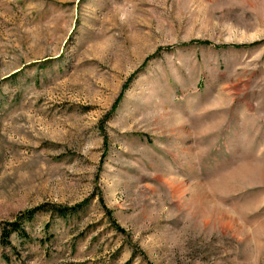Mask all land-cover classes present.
Here are the masks:
<instances>
[{
    "label": "rangeland",
    "instance_id": "1",
    "mask_svg": "<svg viewBox=\"0 0 264 264\" xmlns=\"http://www.w3.org/2000/svg\"><path fill=\"white\" fill-rule=\"evenodd\" d=\"M39 207L0 264H264V0H0V234Z\"/></svg>",
    "mask_w": 264,
    "mask_h": 264
},
{
    "label": "trees",
    "instance_id": "2",
    "mask_svg": "<svg viewBox=\"0 0 264 264\" xmlns=\"http://www.w3.org/2000/svg\"><path fill=\"white\" fill-rule=\"evenodd\" d=\"M53 208L50 212L53 215H56L57 217L60 218H65L67 216H71L74 213H76L77 209L73 208V209H62L60 207H51ZM41 210H45L44 207H39L37 209H33L31 211H28L22 215L19 216L18 221H15L13 223H9L8 225L4 226L1 229V234H0V238H1V242H3L4 244H10V237L12 234H16L18 237H25V230L22 227V223L24 222H29L33 219L34 215L36 214V212L41 211Z\"/></svg>",
    "mask_w": 264,
    "mask_h": 264
},
{
    "label": "bare ground",
    "instance_id": "3",
    "mask_svg": "<svg viewBox=\"0 0 264 264\" xmlns=\"http://www.w3.org/2000/svg\"><path fill=\"white\" fill-rule=\"evenodd\" d=\"M169 185H171V182H168ZM175 194L180 198L183 194V188H176L175 189Z\"/></svg>",
    "mask_w": 264,
    "mask_h": 264
}]
</instances>
